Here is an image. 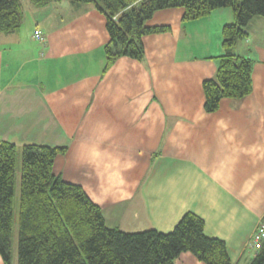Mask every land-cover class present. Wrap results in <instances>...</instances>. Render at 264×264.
Segmentation results:
<instances>
[{
	"label": "crops",
	"instance_id": "obj_1",
	"mask_svg": "<svg viewBox=\"0 0 264 264\" xmlns=\"http://www.w3.org/2000/svg\"><path fill=\"white\" fill-rule=\"evenodd\" d=\"M44 10L32 31L0 34V141L64 147L54 173L80 185L108 227L169 232L192 211L232 264H249L264 216V15L233 46L252 61L251 93L206 112L202 82L216 75L230 8L186 20L180 7L157 10L146 25L169 29L143 37L141 60L107 70L101 11L68 0ZM175 264L205 263L186 251Z\"/></svg>",
	"mask_w": 264,
	"mask_h": 264
},
{
	"label": "trees",
	"instance_id": "obj_2",
	"mask_svg": "<svg viewBox=\"0 0 264 264\" xmlns=\"http://www.w3.org/2000/svg\"><path fill=\"white\" fill-rule=\"evenodd\" d=\"M30 1L43 6L52 0ZM69 1L92 3L105 16L109 39L103 47V70L120 56L143 58V37L169 29L146 25L157 10L180 7L186 20L230 8L234 21L222 27L223 53L216 75L202 82L204 109L214 112L222 98L239 99L252 91V61L237 56L233 46L247 36L250 20L264 15V0ZM22 7V0H0V34L20 29ZM64 151V147L0 141V256L5 264H11L14 256L17 264H175L186 251L205 264H232L225 242L207 236L203 218L192 211L185 212L169 232L108 227L100 207L83 188L54 173V159ZM249 264H264V240Z\"/></svg>",
	"mask_w": 264,
	"mask_h": 264
},
{
	"label": "rangeland",
	"instance_id": "obj_3",
	"mask_svg": "<svg viewBox=\"0 0 264 264\" xmlns=\"http://www.w3.org/2000/svg\"><path fill=\"white\" fill-rule=\"evenodd\" d=\"M22 4H23V7H22L23 20H22V23H21L20 28H22L24 26V24H26L25 26H29L30 27V30L32 31L33 30V27H34L32 25V18H33V16L36 19L37 18H40V15L45 12V10H44V6L45 5H43V6H35L30 0H22ZM71 5H72V3H71ZM72 6H74V4ZM67 11H68L67 8H60L59 13L61 14V16L64 19L66 17Z\"/></svg>",
	"mask_w": 264,
	"mask_h": 264
},
{
	"label": "built area",
	"instance_id": "obj_4",
	"mask_svg": "<svg viewBox=\"0 0 264 264\" xmlns=\"http://www.w3.org/2000/svg\"><path fill=\"white\" fill-rule=\"evenodd\" d=\"M33 36L35 39L44 42V37L42 36L39 30H35ZM263 240H264V216L258 222L255 231L249 240L248 247L251 250L257 252L261 248Z\"/></svg>",
	"mask_w": 264,
	"mask_h": 264
}]
</instances>
